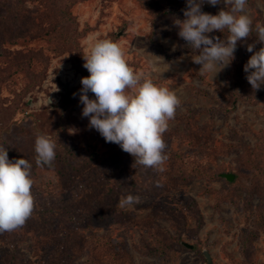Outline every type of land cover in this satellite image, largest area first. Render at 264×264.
<instances>
[{
    "label": "rangeland",
    "instance_id": "rangeland-1",
    "mask_svg": "<svg viewBox=\"0 0 264 264\" xmlns=\"http://www.w3.org/2000/svg\"><path fill=\"white\" fill-rule=\"evenodd\" d=\"M24 8L50 18L0 56V264H264V0Z\"/></svg>",
    "mask_w": 264,
    "mask_h": 264
},
{
    "label": "trees",
    "instance_id": "trees-1",
    "mask_svg": "<svg viewBox=\"0 0 264 264\" xmlns=\"http://www.w3.org/2000/svg\"><path fill=\"white\" fill-rule=\"evenodd\" d=\"M17 3L19 2L17 1ZM25 10L26 8H24L23 11H21V13L15 12L12 15L13 17L12 19H6L4 15H0V56H2L3 58L9 57L11 60L17 59L20 57L18 63L21 64L22 66L27 64V60L29 59L28 53L31 50L28 52L27 50L25 51V50L19 49V50L11 52L3 47L4 42L10 43V42H13L14 38L17 36H25L28 33V31L31 29V27L41 26L42 22H44L45 19L49 17L47 8H45L44 10L42 9L43 11L38 17H34L32 14H28L27 12L28 10L26 11ZM49 24L51 26V29H55L56 27L61 25L60 22L55 19L50 20ZM15 29L18 30L19 33H22V34L14 33L13 31ZM243 31L244 29H239V28H233V29L226 28L225 34L227 35V33H229L230 35H236L237 32H243ZM226 43L228 44L229 42H226ZM231 46L235 47L236 45H231ZM241 56H242V53L236 52L235 53L236 59L233 60L235 71L237 72L240 71V74H241V64H242L241 58L243 57ZM0 199H5V198H2L1 196Z\"/></svg>",
    "mask_w": 264,
    "mask_h": 264
},
{
    "label": "water",
    "instance_id": "water-1",
    "mask_svg": "<svg viewBox=\"0 0 264 264\" xmlns=\"http://www.w3.org/2000/svg\"><path fill=\"white\" fill-rule=\"evenodd\" d=\"M106 122H107V124H108L109 126L111 125V122H110V119H109V114H106ZM223 176H224L227 180H231V178H232V176L229 175V174H223ZM204 255H205V257L207 258V260H209L205 252H204Z\"/></svg>",
    "mask_w": 264,
    "mask_h": 264
}]
</instances>
